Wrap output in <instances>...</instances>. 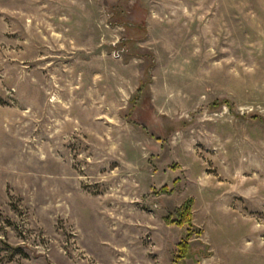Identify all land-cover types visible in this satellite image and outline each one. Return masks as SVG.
I'll use <instances>...</instances> for the list:
<instances>
[{"label": "rangeland", "instance_id": "374dc122", "mask_svg": "<svg viewBox=\"0 0 264 264\" xmlns=\"http://www.w3.org/2000/svg\"><path fill=\"white\" fill-rule=\"evenodd\" d=\"M0 264H264V0H0Z\"/></svg>", "mask_w": 264, "mask_h": 264}, {"label": "trees", "instance_id": "16d2710c", "mask_svg": "<svg viewBox=\"0 0 264 264\" xmlns=\"http://www.w3.org/2000/svg\"><path fill=\"white\" fill-rule=\"evenodd\" d=\"M184 209H185V210H183V211H185V212L189 210L188 203L185 204ZM182 214H184V213H182Z\"/></svg>", "mask_w": 264, "mask_h": 264}]
</instances>
